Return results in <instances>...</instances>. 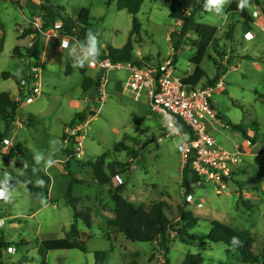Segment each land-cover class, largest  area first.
Returning a JSON list of instances; mask_svg holds the SVG:
<instances>
[{
	"label": "rangeland",
	"instance_id": "rangeland-1",
	"mask_svg": "<svg viewBox=\"0 0 264 264\" xmlns=\"http://www.w3.org/2000/svg\"><path fill=\"white\" fill-rule=\"evenodd\" d=\"M178 1L186 6L184 17L187 19L193 8L199 7L195 24L188 26L185 32L182 31L183 21L172 19L170 8L164 6L162 0H146L136 16L140 27L133 33V16L119 10L117 0L110 6L106 5L107 0H0V92H8L22 103L15 122L7 124L0 117V132L11 141L2 145L0 179L6 170L16 186L15 206L0 201V219H6L5 226L0 228V264H95V253L100 251L109 252L106 264H165L166 254L160 241L134 242L109 226L115 217V204L109 196V190L116 188L112 183L115 174L122 176L121 195L135 206L148 208L163 204L176 227L184 226L179 218L180 209L190 212L200 221V226L192 233L200 235L209 233V224L218 221L248 233L254 240V251L258 254L264 251V103L260 101L264 93V31L255 28V39L245 40L244 20L227 14L231 3L225 7L226 15L217 18L203 10V0ZM257 1L251 0L253 6L246 9L250 18L255 16L257 6L264 11V0ZM83 9L90 14L87 30L101 33V51L102 45L120 49L131 38L137 55L151 64L163 63L174 55L180 77L193 73L196 68L192 60L200 43L197 26L207 24L218 28L201 63L207 77L199 83L200 86L207 84L208 78L214 79L220 68V78L222 74L226 76L224 93L216 94L213 99L220 123L215 125L212 135L218 145L235 152L247 140L248 130L255 133V138L250 139L251 152L240 155L238 165L233 167L224 185L212 182L200 185L195 175L190 174L189 189L186 187L183 183L186 163L176 144L179 138L170 135L164 118L150 109L146 93L137 101L126 91L127 71L110 73L108 98L98 116L91 119L94 113L96 115L91 107L98 111L101 93L98 88L84 92L82 83L88 77L100 82L99 73L81 68L85 76L79 69L70 76L65 75L66 60L72 62L68 52L56 51L58 37L44 36L37 31L42 24L43 31H47L45 25L51 22L49 14L53 10L56 18L63 19L75 30L72 36L83 41L76 27ZM178 40L181 47L175 51ZM27 50L37 54V59L27 55ZM224 61L227 63L223 64ZM256 63L260 67H256ZM34 66L41 70L43 94L34 102L26 103L21 99L20 85L13 78H3L2 74L14 75L21 71L22 76H29ZM89 73H94L93 77ZM116 81L124 84V90L114 91ZM77 101L79 108L75 107ZM82 112L89 122L84 127L85 153L69 158L76 163L73 171L71 163L70 169H66L69 148L73 146L69 133L64 131L67 125L69 130L72 128V119ZM52 138L62 142L71 140L63 143L55 157L61 159L63 154L65 162H59L47 175L34 174L33 155L39 151L47 153L48 141ZM117 144L121 146L115 148ZM11 150L14 155L7 157ZM102 158L111 178L106 185L96 181L90 166ZM23 163L28 165L26 170L22 168ZM17 169L24 174L20 175ZM37 178L46 181L45 186L37 187ZM70 184L71 198H68ZM37 193L47 199V207L40 205ZM188 194L197 200L203 197L207 203L191 207ZM87 210L91 211V229L75 218L76 213ZM75 222L81 234H87L81 236L86 242V252L43 249V241L67 237ZM9 248L15 251L10 253ZM168 248L169 264H183L189 254H200L204 258L202 264H243L223 243L207 240L183 243L177 234L171 233Z\"/></svg>",
	"mask_w": 264,
	"mask_h": 264
},
{
	"label": "trees",
	"instance_id": "trees-1",
	"mask_svg": "<svg viewBox=\"0 0 264 264\" xmlns=\"http://www.w3.org/2000/svg\"><path fill=\"white\" fill-rule=\"evenodd\" d=\"M32 1V0H27ZM115 0H107L106 5L110 6ZM146 0H117L118 9L126 10L130 15L133 16V33H137L140 27V23L137 19V15L140 12L142 5ZM258 2L257 0H255ZM237 2L238 0H232L227 13L231 17H239L244 20L245 25L244 29L248 30L250 28L249 23L251 18L248 15L246 9L242 12L237 11ZM162 4L166 7H169L171 10L170 17L175 20L183 21V29L185 32L188 26L195 24V15L198 12L199 7H194L189 18L184 17V13L187 11L186 6L183 3H180L178 0H162ZM57 13L52 10L49 14L51 22L45 25V29L49 30L53 27V24L56 20L63 22V32L66 35H75V30L70 29L66 22L61 18H56ZM59 17V15H58ZM77 29L82 36L81 40H84L85 33L87 32V27H90V14L87 9H83L77 18ZM218 32L217 27H213L207 24H199L196 29V34L200 38V43L198 44L197 55L193 58L192 64L196 66L193 74L185 78L184 83L187 85H197L204 78L207 77L206 72L201 67V63L204 57L207 54V51L210 45L213 43L216 34ZM181 47V41L178 40L175 44V51H178ZM19 48L15 49V54L18 53ZM28 54L32 55V58L37 59V54H32L30 50H27ZM109 57L115 62H129L136 59V52L132 44L131 38L128 42L120 49L109 47ZM176 61V58L174 56ZM221 68L218 71L214 79L208 78V83L213 84L219 80L221 75ZM73 72L72 62L66 64L65 75L70 76ZM2 77L5 79L13 78L17 84L20 85L21 79L17 78L16 75L11 73H3ZM29 79L28 74L22 76V80ZM100 82L98 79H92L90 77L84 78L82 83V88L84 92H87L93 88H98ZM27 94L22 95L21 99L27 100ZM260 101L264 103V93L260 96ZM22 103L12 98L11 94L8 92H0V117L7 124L15 122L18 116V111ZM86 120L85 113H77L76 116L72 119L70 126L76 127L77 125L83 123ZM230 126L232 124H229ZM234 129H241L240 126L232 125ZM5 136L0 132V153L2 150V145L4 144ZM75 140L72 138L71 146H74ZM121 144H117L115 148H118ZM27 150V148H25ZM19 152L23 154V151L18 149ZM72 152L69 149V154ZM14 155V150L9 152L7 157ZM191 163L192 160H189L184 167L183 174V183L189 189L190 186V174H191ZM94 177L100 185H106L111 181L110 176L105 171V159L102 158L95 163L90 164ZM66 169H69L68 161L66 162ZM71 175V174H70ZM71 189L72 184L68 186V191L66 196L71 198ZM124 190V186H119L114 189L109 190V196L113 203L115 204V217L109 222V226L115 231L123 234L126 239L140 242V243H154L160 241V247L166 254L165 264H169L167 254L169 253L168 248V239L171 233L177 234L183 243H188L190 241H201L207 240L212 243H223L228 248V251L235 253L241 263L243 264H264V251L262 253H256L254 251V240L252 237L245 232H239L235 229H232L218 221H213L209 224V233L205 235H200L197 233H192L193 230L200 226V221L193 217L190 212H185L180 209L179 218L180 222L184 226H175L168 215L165 213L163 204H154L148 208L137 207L132 202L127 200L121 195V191ZM35 197V196H34ZM76 220H82L87 229L92 227L91 211L87 210L81 214H75ZM86 236L87 234H81L80 230L77 227V223H73L70 229V234L61 239H52L45 240L42 242V247L46 251H66V250H79L86 252V242L81 239V236ZM236 236L240 240V245L233 249L231 247V238ZM109 252L100 251L95 253V264H106L108 260ZM204 258L200 255L189 254L183 264H202Z\"/></svg>",
	"mask_w": 264,
	"mask_h": 264
},
{
	"label": "built area",
	"instance_id": "built-area-1",
	"mask_svg": "<svg viewBox=\"0 0 264 264\" xmlns=\"http://www.w3.org/2000/svg\"><path fill=\"white\" fill-rule=\"evenodd\" d=\"M177 22L179 23V21ZM63 27V22L56 20L53 27L46 31L47 33L43 31V24L42 28L37 31L44 36L58 37L60 41L66 35L62 32ZM67 36L74 38V41L78 40L74 36ZM56 51L65 53L67 50L62 51L59 43L56 45ZM139 56L136 53V59L133 61L115 62L109 57V48L102 45L100 62L94 67L85 66L82 68L84 71L99 73L98 91L101 93V105L98 111L91 107L93 112L96 111V115L94 113L91 119L98 116L108 98L107 86L110 73L127 71L129 75L125 83L126 91L131 92L137 101L146 93L150 109L164 118L165 128L167 129L166 117L170 116L175 123L182 126L181 135L185 133L188 135V140L181 147H177V150L184 163L187 164L189 160H192L191 174L195 175L197 183L204 185L212 182L217 185H224V182L231 177L233 167L238 165L240 155L251 152L250 139L255 138L254 132H248L247 140L241 149L231 152L218 145L212 135V130H215V125L219 122L213 99L216 94H223L225 76L222 75L221 79L213 84L187 85L184 80L191 74L181 77L177 75L174 55L158 64H151L146 58ZM256 67H259L257 63ZM22 81L20 93L22 95L27 94L26 103L34 102L38 96L43 94L41 70L38 67H32L29 79ZM75 107L79 108L78 101L75 102ZM88 123L85 120L69 130L70 139L74 138L75 140L74 146L69 148L72 150L69 158L84 155V143L87 138L84 127H87ZM70 139L67 140L68 143L71 141ZM119 178V175H115L112 179L116 187L122 183ZM189 195L192 197L191 201L188 200ZM188 196L187 200L191 207L203 206L207 203L203 197L197 200L192 194H188Z\"/></svg>",
	"mask_w": 264,
	"mask_h": 264
},
{
	"label": "clouds",
	"instance_id": "clouds-1",
	"mask_svg": "<svg viewBox=\"0 0 264 264\" xmlns=\"http://www.w3.org/2000/svg\"><path fill=\"white\" fill-rule=\"evenodd\" d=\"M199 2V0H197ZM232 0H203V10L209 15L215 16L217 18L224 17L225 7L229 5ZM251 0H238L237 2V11L242 12L247 8L252 7ZM253 15H258V13H253ZM101 33L94 32L91 29H88L85 33V38L83 41L75 40L72 37L67 35L63 36L60 40V49L62 51L67 50L68 55L72 59V67L74 69L84 68L85 66L94 67L99 63V57L101 55ZM245 40L251 41L253 35L251 32L246 33L244 36ZM17 78H20L22 81V72L17 71L14 73ZM23 82V81H22ZM166 126L170 135L178 136L179 139L176 141L177 147H181L187 140L188 135L182 133V126L178 125L173 121V118L168 116L166 117ZM5 144H10L11 141L5 140ZM62 141L59 138H52L48 141L49 149L47 153L44 151H39L34 153L33 161L34 165L32 168L33 173L43 172L45 175L49 174V170L55 167L59 161L56 159V155L61 151ZM27 163H23V169H27ZM20 175L24 174V171L17 169ZM3 178L0 179V201L5 205L15 206V192L16 186L13 183V176L8 171H3ZM46 181L42 178H37L35 180V185L37 187L45 186ZM37 199L42 207H47L48 201L43 196V194L37 193ZM192 197L189 195L188 200L191 201ZM6 219H0V228L5 226ZM231 247L235 249L240 245V240L238 237L233 236L231 238ZM10 253L14 252L13 248H9Z\"/></svg>",
	"mask_w": 264,
	"mask_h": 264
},
{
	"label": "crops",
	"instance_id": "crops-1",
	"mask_svg": "<svg viewBox=\"0 0 264 264\" xmlns=\"http://www.w3.org/2000/svg\"><path fill=\"white\" fill-rule=\"evenodd\" d=\"M258 8H260V7H258L257 6V8H256V13H258V15H255V16H251L252 18H251V22L249 23V25H250V27H248V28H250V29H246L245 30V32H244V36H245V34L246 33H249V32H251L252 33V35H253V39H255V35H254V29L256 28V29H258V30H260V31H264V11L263 10H259ZM228 14V13H227ZM248 15H250V14H248ZM257 21H258V23H257ZM68 23L71 25V24H73L72 22H69L68 21ZM178 23V22H177ZM178 25H179V23H178ZM261 25V26H260ZM245 39V38H244ZM252 39V40H253ZM248 41V40H247ZM60 43V41L58 42V44ZM227 58H229L228 56H227ZM258 62V61H257ZM225 63H227V62H223V64H225ZM229 63V62H228ZM66 64H67V60H66ZM230 64V63H229ZM258 66L260 67V65L258 64ZM66 68V67H65ZM80 71H81V73H82V75L83 76H85L84 75V73H83V70H81V68L79 69ZM64 71H65V69H64ZM75 71H76V69H74L73 68V72H72V74H74L75 73ZM89 72H91V71H89ZM93 72H95V71H93ZM227 73H228V71H227ZM71 74V75H72ZM90 74V73H89ZM190 74H193V73H190ZM92 77H93V75H94V73H91L90 74ZM223 76H225L224 74H222ZM222 77V76H221ZM226 77V76H225ZM221 78L219 77V80H220ZM122 85H124L121 81H116V82H114V91L116 92V91H121V90H124V88L122 87ZM225 90V89H224ZM19 93H20V90H19ZM223 93H224V91H223ZM12 96V98L14 99V96L13 95H11ZM16 123H18L19 124V122H16ZM220 123V120H219V122L217 123V124H219ZM69 126L67 125L66 126V129H65V131H64V133H67L68 134V132H69V128H68ZM248 132H254V131H252V130H248L247 131V133H246V138H247V134H248ZM63 133V134H64ZM63 143H68L67 142V140L65 141V142H63ZM63 143H62V145L61 146H63ZM25 148H27V147H25ZM28 149V148H27ZM71 154V153H70ZM62 158H63V154H62ZM62 158L61 159H58V161L59 162H65V161H63L62 160ZM73 159V158H72ZM68 161V165H69V169H70V165L72 164L73 165V167H72V170L74 171V169H75V166H76V163H75V161H69V157H67V160H66V162ZM65 162V163H66ZM71 163V164H70ZM115 175H119V179H121L122 180V176H121V174H115ZM115 175H113V177L115 176ZM113 183V182H112Z\"/></svg>",
	"mask_w": 264,
	"mask_h": 264
}]
</instances>
